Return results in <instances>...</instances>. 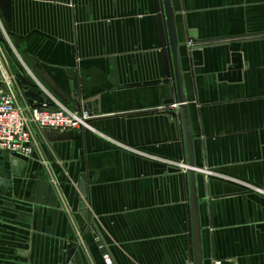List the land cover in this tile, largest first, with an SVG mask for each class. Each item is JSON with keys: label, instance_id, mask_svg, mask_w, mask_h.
<instances>
[{"label": "crops", "instance_id": "obj_1", "mask_svg": "<svg viewBox=\"0 0 264 264\" xmlns=\"http://www.w3.org/2000/svg\"><path fill=\"white\" fill-rule=\"evenodd\" d=\"M172 5L195 166L264 189V0ZM0 24L24 100L20 78L92 114L82 134L36 130L0 191V264H194L163 0H0ZM197 183L204 264H264V193L200 170Z\"/></svg>", "mask_w": 264, "mask_h": 264}, {"label": "built area", "instance_id": "obj_2", "mask_svg": "<svg viewBox=\"0 0 264 264\" xmlns=\"http://www.w3.org/2000/svg\"><path fill=\"white\" fill-rule=\"evenodd\" d=\"M17 87L16 77L8 71L6 59L0 50V154L32 156L34 135L37 129L71 131L92 128L90 123L92 114L88 110H73L49 96V100L44 99L40 104L26 102L27 100L23 104L19 100ZM171 108L177 110L176 113H178L179 103H173ZM181 165L184 172L192 168L185 162H181ZM194 168L202 171L206 176L217 175L264 193L263 188L239 178L209 168ZM100 247L103 248L104 245L100 244ZM104 259L106 264H112L109 253H104ZM215 264H221V261H216Z\"/></svg>", "mask_w": 264, "mask_h": 264}, {"label": "water", "instance_id": "obj_3", "mask_svg": "<svg viewBox=\"0 0 264 264\" xmlns=\"http://www.w3.org/2000/svg\"><path fill=\"white\" fill-rule=\"evenodd\" d=\"M164 10L167 20V28L169 33V41L172 50L173 64L175 69L176 87L178 93V103L180 116L184 128V136L187 146L188 164L192 167L188 170L190 181V201L193 221V241H194V264H204L203 262V238L202 225L200 213V200L198 194L197 170L195 166V149L194 136L191 126L187 98L183 89V72L180 66V43L177 36V29L175 23V12L172 5V0H163ZM22 87L25 89L26 95L30 98V102L40 104L44 99L49 100V97L43 93L38 85H30L22 78L19 79ZM78 110V109H76ZM76 134H82V129L75 130ZM11 158V168H6L4 160L0 161V191H7L12 185V174L19 172V169L25 160L17 155ZM82 212L86 215L85 203H81ZM70 264H82L79 252H75ZM221 264H235L233 260L223 261Z\"/></svg>", "mask_w": 264, "mask_h": 264}, {"label": "rangeland", "instance_id": "obj_4", "mask_svg": "<svg viewBox=\"0 0 264 264\" xmlns=\"http://www.w3.org/2000/svg\"><path fill=\"white\" fill-rule=\"evenodd\" d=\"M1 24H0V50L3 52V56L5 59H7L8 61H10V65H13V61H12V57L14 55V52L15 51H18L16 48H13L14 46L11 44V42L9 41L8 37H5V35L2 33L3 29L1 28ZM16 49V50H15ZM18 53V52H17ZM6 64L8 66V62L6 61ZM21 87H17V90L19 92H21ZM42 89V88H41ZM43 91V90H42ZM19 100L21 103H25V100L22 98V95L21 93H19ZM28 102V100L26 101ZM1 160H4L5 163L7 162L5 159H0ZM11 160V159H9Z\"/></svg>", "mask_w": 264, "mask_h": 264}, {"label": "trees", "instance_id": "obj_5", "mask_svg": "<svg viewBox=\"0 0 264 264\" xmlns=\"http://www.w3.org/2000/svg\"><path fill=\"white\" fill-rule=\"evenodd\" d=\"M19 75H20V72H19Z\"/></svg>", "mask_w": 264, "mask_h": 264}]
</instances>
